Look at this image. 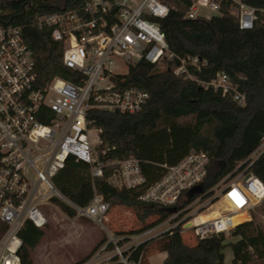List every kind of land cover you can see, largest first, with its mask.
<instances>
[{
  "label": "built area",
  "instance_id": "built-area-1",
  "mask_svg": "<svg viewBox=\"0 0 264 264\" xmlns=\"http://www.w3.org/2000/svg\"><path fill=\"white\" fill-rule=\"evenodd\" d=\"M188 2L187 18L210 19L228 13L237 19L240 29H252L256 20V9L244 0ZM199 8L208 13L199 14ZM168 12L164 0H82L76 8L37 17L39 27L51 28V37L63 40L62 64L75 71L76 82L56 76L41 83L21 26L0 23V222L6 227L0 236V264H21L19 232L26 221L42 230L48 222L42 208L54 205L53 198L64 199L76 217L105 228L108 203L101 195L94 194L86 206H78L56 189L52 178L68 155L88 163L92 177L102 175L95 150L100 129L90 126L89 109L136 113L147 102L149 95L144 89L117 87L112 77L121 74L117 70L120 65L127 72L142 59L161 65L165 59L176 58L179 66L174 73L190 79L195 77L188 65L196 70L206 65L205 59L180 58L170 51L159 24ZM197 81L229 94L239 104L245 102V94L225 73ZM50 114L48 123L40 121ZM262 142L254 153L264 151V139ZM209 160V154L200 150L191 151L174 165L164 164L163 175L141 192L140 200L174 205L188 190L202 186ZM244 163L211 187H202L184 208L164 221L170 225L163 231L178 226L185 243L191 245L200 238L229 234L239 224L236 218L251 219L264 200V183L248 170L251 162ZM108 165L115 166L109 177L115 176L120 187L135 188L144 182L139 160L133 156ZM190 207L194 208L189 214L180 216ZM210 208L215 214L191 222ZM155 228L131 236L130 243L107 231L106 242L80 264H141V255L132 258L133 249L161 233L152 234Z\"/></svg>",
  "mask_w": 264,
  "mask_h": 264
},
{
  "label": "trees",
  "instance_id": "trees-1",
  "mask_svg": "<svg viewBox=\"0 0 264 264\" xmlns=\"http://www.w3.org/2000/svg\"><path fill=\"white\" fill-rule=\"evenodd\" d=\"M164 1L169 12L159 19V24L170 51L180 58L205 59L206 65L199 70L188 65L195 77L190 79L174 73L179 66L176 58L163 60V69L142 59L125 74L113 76L118 88L136 86L147 91V102L136 113L89 109L90 126L100 129L96 153L102 175L92 177L88 163L68 155L63 168L52 178L56 189L78 206H86L98 194L108 203V210L114 206L129 208L139 225L117 231L119 235L139 234L156 227L200 193L190 189L185 198L171 206L139 198L146 187L161 178L164 164L174 165L191 151H206L210 157L203 189L244 161L243 166L251 162L248 170L264 183V151L250 159L264 139V0H244L256 9L252 29H240L237 19L228 13L210 19L187 18L188 0ZM81 3L82 0H0V23L21 26L41 83L56 76L76 82V73L62 64L63 40L53 39L51 28L39 27L36 18L70 10ZM217 73L227 74L232 85L245 94L244 104L197 81H209ZM50 118L51 114L40 121L48 123ZM130 156L139 160L144 182L135 188L111 184L108 178L115 166L108 163ZM53 201L66 216L76 215L63 200ZM261 206L264 212V200ZM5 229L0 222V236ZM229 234L231 240L220 233L190 245L175 226L139 243L132 258L141 255V264H148L149 254L157 250L166 253L163 264H225L223 251L229 246L233 255L230 264H264L261 224L252 218L237 224ZM19 236L21 264H32L30 250L40 241L43 231L26 221Z\"/></svg>",
  "mask_w": 264,
  "mask_h": 264
},
{
  "label": "rangeland",
  "instance_id": "rangeland-1",
  "mask_svg": "<svg viewBox=\"0 0 264 264\" xmlns=\"http://www.w3.org/2000/svg\"><path fill=\"white\" fill-rule=\"evenodd\" d=\"M197 12L205 15L208 13V10L199 8ZM262 18L264 24V11L262 12ZM159 68L163 69L164 66L160 65ZM117 70L121 74L126 73V67L124 65H120ZM92 134L95 138V133ZM262 143L263 142H261V144ZM259 153L260 152L253 153L250 159H255ZM108 180L111 184L115 186L118 185L114 177H109ZM62 200L64 201V199ZM193 208L194 207H190L186 211H183L181 216H186ZM42 209L48 222L42 229V238L30 252V258L33 264H66L73 258H80L83 256L94 244L100 232L106 233V230L101 225L85 217L78 218L76 216H66L55 204L47 205ZM212 209L213 208H210L202 212L201 215L213 213L214 211L211 212ZM252 218L256 223L261 224L264 229V212L262 211L261 205L255 207L251 214V219ZM103 224L113 232L114 236H116V229L136 228L139 225L133 212L124 206L109 208L105 214ZM169 225V222L161 223L157 225L151 233H160ZM113 226H115V228ZM225 237L227 240L232 239L230 234H225ZM223 252L224 263L230 264L233 257L231 248L227 246L224 248Z\"/></svg>",
  "mask_w": 264,
  "mask_h": 264
},
{
  "label": "crops",
  "instance_id": "crops-1",
  "mask_svg": "<svg viewBox=\"0 0 264 264\" xmlns=\"http://www.w3.org/2000/svg\"><path fill=\"white\" fill-rule=\"evenodd\" d=\"M111 177H114L115 178V181L117 182V186L118 187H120L119 186V181L117 180V178L115 177V176H111ZM109 179V178H108ZM109 181V180H108ZM110 182V181H109ZM211 214H213V213H211ZM211 214H209V215H211ZM209 215H202V217H208ZM114 228H115V226H113ZM104 228V227H103ZM105 230H106V233H104V232H100L99 233V236H98V238L96 239V241L94 242V244L91 246V248L83 255V256H81L80 258H73V259H71V260H69L66 264H80V263H82V262H84V261H86V260H88V258H90V256L93 254V252H95L100 246H102L105 242H106V240H107V238H108V235H107V231H109L110 233H112L113 234V232L108 228V227H106L105 226V228H104ZM124 230H126V229H116L115 231H124ZM133 235H137V234H133ZM133 235H128V236H125V235H119V234H117L116 233V236L117 237H122V238H124V242H127V243H130L129 241H131L130 240V238H131V236H133ZM103 236V237H102ZM101 239H104V241H103V243H101L95 250H94V247L98 244V242H100V240ZM141 239V238H140ZM30 252H31V250H30ZM165 257H166V253L165 252H161V251H157V250H155V251H153L152 253H150L149 254V256H148V264H163V260L165 259ZM117 263V262H116ZM32 264H33V262H32ZM107 264H115V262H113V263H107Z\"/></svg>",
  "mask_w": 264,
  "mask_h": 264
},
{
  "label": "bare ground",
  "instance_id": "bare-ground-1",
  "mask_svg": "<svg viewBox=\"0 0 264 264\" xmlns=\"http://www.w3.org/2000/svg\"><path fill=\"white\" fill-rule=\"evenodd\" d=\"M213 214H215V212H213ZM213 214H211V215H213ZM211 215H209V216H211ZM209 216H208V217H209ZM204 218H207V217H202V215L199 214V216H198L196 219H194L193 221H191V222H194V221H196V220H198V219H204ZM242 220H247V219H243V218H242V219H241V218L238 219V218H236V219H235V222L240 223V222H242Z\"/></svg>",
  "mask_w": 264,
  "mask_h": 264
},
{
  "label": "water",
  "instance_id": "water-1",
  "mask_svg": "<svg viewBox=\"0 0 264 264\" xmlns=\"http://www.w3.org/2000/svg\"><path fill=\"white\" fill-rule=\"evenodd\" d=\"M194 189H195L196 191L200 192L201 189H202V186H201V185H197V186L194 187Z\"/></svg>",
  "mask_w": 264,
  "mask_h": 264
}]
</instances>
